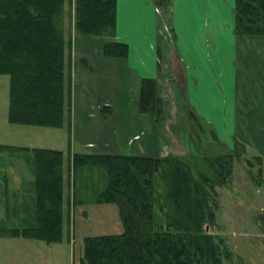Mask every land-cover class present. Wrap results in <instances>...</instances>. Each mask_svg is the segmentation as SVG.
<instances>
[{"label":"trees","instance_id":"16d2710c","mask_svg":"<svg viewBox=\"0 0 264 264\" xmlns=\"http://www.w3.org/2000/svg\"><path fill=\"white\" fill-rule=\"evenodd\" d=\"M167 1L154 0L157 5ZM71 2L76 32L90 38L103 37L105 56L126 59L129 44L116 38L117 0ZM65 4L66 0H0V74L10 76V122L52 127L70 123L73 41L65 28ZM233 14L237 34L264 35V0H235ZM124 73L127 91L138 97L133 99L137 104L131 105L137 116L134 118L152 133L155 123L166 115L158 80L154 76H133L131 67ZM111 105L100 107L104 115L113 108ZM202 122L209 125L190 110L186 131L192 127L200 131ZM213 130L216 147L213 154L204 156L206 159H200L192 149L185 157L75 151L66 163L65 153L59 148L0 143V152L31 153V216L36 220L23 227H0V236L63 241L68 218L65 170L70 166L75 170L95 166L105 178L95 200L118 205L124 230L86 235L79 264H224L232 256L227 238L208 231L206 223H216L217 184L232 180L235 163L250 147L237 137L234 146L226 145ZM262 155L264 151L258 150L255 156L262 159ZM258 164L263 163L260 160ZM259 165L253 178L262 184L264 173ZM159 184L163 189L157 193ZM254 220L264 230V212L255 214Z\"/></svg>","mask_w":264,"mask_h":264},{"label":"rangeland","instance_id":"374dc122","mask_svg":"<svg viewBox=\"0 0 264 264\" xmlns=\"http://www.w3.org/2000/svg\"><path fill=\"white\" fill-rule=\"evenodd\" d=\"M149 1L155 10L154 33L149 32V26L144 28L142 24L136 21L138 17L136 9H129L130 15L125 20L129 27L125 23L126 27L120 28L118 34L121 40L128 42V44L129 35L125 33L127 29L136 30L139 39L144 40L147 35L151 37V58L143 68L148 76L156 77L158 84L160 83L158 91L164 99L166 113L163 120L155 123L151 139L155 142L159 154H176L185 157L191 153L192 149L197 152L200 159H206L204 156L213 154L215 151L214 128L202 122L203 129L200 131L193 127L190 131H186V128H188V112L193 109L202 119L216 126V133L222 142L226 145L227 143L229 145L233 144L230 140L231 132L229 128L225 127L222 130L221 126V121H223L221 117L226 118L227 116L220 115V120H217L213 109L216 105V97L222 99L219 94L225 96L226 102L230 100L226 96V91L230 89L229 81L233 75L234 60L232 58L231 38L221 34L219 40L221 47L217 56L212 54L214 56L212 58L210 55H201L192 43H188L190 42L189 35L183 34L184 23L182 21L188 17L186 7L181 8L178 4L179 0H174L175 3L172 0L170 5L167 3L157 5L153 0ZM221 2L224 13L227 15L232 10L234 1L221 0ZM65 10L66 32L71 35L74 42L75 35L78 33L74 26L73 2L70 5L69 0H66ZM232 21L230 19V22ZM87 38V44L91 43L97 51L96 54H99L98 50L104 38L91 37L92 41L89 40V37ZM262 44H259L258 47ZM251 48L252 45L248 52L250 55V70L247 71V75L250 74L247 83L251 86H248L249 89H247L249 112L254 113L259 107L264 116V48L259 50L261 53L260 58L251 55L254 50ZM92 52L94 51L89 50L86 55H92ZM209 52L211 54L210 50H208ZM132 54L130 53L129 60L126 58L128 65L133 63L132 60L135 56ZM106 60L107 65L97 64L95 66L96 72L93 73L92 83L82 81L81 78L74 84V91L80 92L84 89V92L90 93L94 112L103 113L100 107L106 104V101L112 104L113 113L107 116L106 125L115 128L113 135L110 134L109 136V138L115 139V137L120 136L116 133V129H119L120 125L123 126V132L125 133L129 129H133L134 122L138 124L139 122L134 120V117L137 116L133 115L134 112L131 109L135 94L125 89L124 63H121V60L124 61V59L106 58ZM255 61L257 64L254 63ZM203 63H208L210 66L201 67ZM81 66L79 64L78 69ZM214 69L218 73L216 79ZM256 74L259 76H256ZM9 87V74L1 73L0 143L59 148L64 151L66 162L70 152L71 154L75 151L100 152L104 148L101 146L105 141V136H102L104 135V128L101 127L102 122L97 119L93 123L95 130L77 125L76 127L79 130L74 128L71 134L67 129V121L61 127L10 122L8 119ZM229 95L231 96V94ZM134 104H137V102L135 101ZM216 123H219L218 126ZM141 132H143L142 136L146 133L145 129ZM252 134L255 136L256 132H252ZM142 136L138 138L132 136L133 138L130 139L131 144L119 137V141L122 139L123 144L121 152H134V146L137 149L136 141H141ZM89 137L97 143H101V145L95 143L97 146H86L84 141ZM192 137L193 141H191ZM262 140L264 141V137H262ZM263 141H259L260 145ZM150 143L146 140V144L141 142V145L145 144L144 146L147 148L146 146ZM137 144L139 145V143ZM220 149L224 151L223 146ZM263 149L248 148L247 154L242 156L238 163H235L232 180L222 185L219 183L216 186L218 189L217 199L219 200L216 223L206 224L209 225L208 231L220 233L227 238V245L231 249L232 256L230 259L224 260V264H264V230L254 220L255 214L264 212V182L258 184L253 178L259 165L258 161L261 160L264 164L263 155L262 159L255 156L258 154V150L264 151ZM28 154L31 156V153L27 151L0 152V175L4 174L1 176L3 184L7 177L11 184L17 185L20 180L19 170L26 168L28 174L24 180L25 186L32 188L34 176L32 175V164L28 159ZM263 164L260 165L264 173ZM194 169L197 174V167ZM66 173L68 177L66 176L65 190L67 199L70 200L69 215L71 222L69 226L65 227V239L62 242H46L34 238L0 236V264H79V256L80 252L83 251V240L86 235L124 230L118 205L115 202L99 203L95 200L96 193L105 179L104 172L100 167L84 166L81 170H75L70 166V168H67ZM162 189V184H159L156 192L160 193ZM25 193H28L27 190H25ZM28 201L25 210L22 211L27 214L28 220L18 222L10 220L11 222H9L5 209V193L3 190L0 191V227H23L35 224L36 220L32 219L31 216L33 208L29 207L32 204L30 197ZM18 207L13 203L11 204V209L15 211L18 210ZM66 223H68L67 220H65ZM67 231L71 237L70 240H68Z\"/></svg>","mask_w":264,"mask_h":264},{"label":"crops","instance_id":"0c3cea01","mask_svg":"<svg viewBox=\"0 0 264 264\" xmlns=\"http://www.w3.org/2000/svg\"><path fill=\"white\" fill-rule=\"evenodd\" d=\"M233 1L235 6V0H232V2ZM171 2L172 0H168L167 4L170 5ZM173 3H175V1ZM221 3H222L221 0H179L178 3L179 6L181 8L186 7L185 9L186 15L188 13V17H186V19L185 20L183 19L184 21H182L184 23L183 34L189 35L190 42L188 41L186 42H188L189 44L192 43L195 46L196 50L201 55H206V56L210 55V57L212 58L214 57L213 56L214 54L215 56H217L218 51L220 50L219 48L221 47L220 46L221 43L219 40L221 38V34L226 35L227 38H231L232 51H233L232 58L234 60L233 75L231 77L232 79H230L229 81L230 89L226 91V96L230 100L226 102L225 96L223 94H219V97H222V99L220 100V98L216 97L217 100L216 105L215 108H213L214 114L216 115L217 120H220L219 118L220 115L227 116L226 118L221 117L223 119V121H221L222 124L221 126H222V130L223 128L226 127L227 129L229 128V131L231 132L230 140L233 142V144L230 146H234V140H235L234 138L237 137L239 141H243L248 147L261 148V146H264V141L262 140V137H264V116L262 115L259 107H258L259 109L257 108L254 113H252V111L249 112L250 105L248 102L247 89H249L248 86H250V84H248L247 82L250 74L247 75V71L250 70L249 68L250 55L248 54L250 47L252 45L251 49H254L251 55L260 58L261 53L259 50L264 48V44H262L264 43V35L237 34L235 32V18L233 14L234 6L232 10L229 11L228 14L226 15L224 13L225 11ZM129 9L130 10L136 9L135 11L136 14L138 15L136 21L139 24H142L144 28H147V26H149L148 27L150 28L149 32L154 33L153 22L155 19V12H154L155 10L149 0H117V26H116L117 39L121 40V38L119 37L120 35L118 34V30H120V28L126 27L125 23L127 22L125 20L127 16L129 17L130 15ZM182 12H184V10H182ZM180 17L182 18V16ZM226 17H228V19H226ZM230 19H232L233 21L230 22ZM127 25L129 27L128 23ZM125 33L129 35L127 39V41H129V54L127 58L129 60L130 53H133L132 55H134L135 57L132 60L133 63L129 65L127 63L128 60L126 59H124V61L121 60V63H124L123 64L124 72L128 70V67L129 68L131 67L133 76H139V77L148 76V73L144 71L145 69L143 67L144 65L146 66V63L150 61L151 58L150 50H152V46H151L150 35L146 34L147 36L143 40V39H139L136 30L127 29L125 30ZM75 36L76 37L74 38V42H73L74 53H73V65H72V110H71L70 123L69 125L67 124V129L69 130L70 134L74 128L75 130H79L76 127L77 125H81L82 127L86 126L87 129L89 130H95L93 123H95L96 122L95 120L97 119L101 121L103 124L101 127L104 128L103 129L104 135L102 136H105L104 138L105 141L101 145V143H97L94 139L89 137L85 139L84 144L90 147L97 146V144H99L102 147H104L102 149L100 148L102 151L121 152V147L123 145L122 139L127 141L128 144H131L130 139H132L135 134L142 133L141 131H144L145 129L143 127L144 125L137 120L139 124L134 122L133 129H129L124 133L122 128L123 126L119 124L120 127L119 129H116V133H118V135L120 136L115 137V139L109 138L110 134L111 136L113 135V130L115 128L111 126H107L106 122H107L108 114L113 113L112 112L113 108L111 110L109 109L110 111H107L108 113V114L106 113L107 115H104V113L102 112L101 113L96 111L94 112L93 111L94 107L92 106L93 101L91 100L90 93L84 92L83 91L84 89L80 90V92L74 91V84L77 83V80L81 78L82 81L85 80V81H89V83H92L93 80L92 77H94L93 73L96 72L95 66L97 64L107 65L108 62L106 58H110V57H107L103 54L104 41H101L100 48L98 50L99 54L98 53L96 54L97 51L92 47V44L91 43L87 44L86 40L88 38L86 35H82L78 33ZM89 40L92 41V38L89 37ZM259 44L262 45L258 47ZM89 50L94 51L92 52V55H86V52ZM208 50L211 51V54L210 52L208 53ZM77 61L80 64V66L83 64L79 69H78L79 64L77 63ZM254 63L257 64L256 61ZM210 64L211 66H213L211 62ZM203 66L209 67L210 65H208V63H203L201 67ZM217 74H218L217 70L214 69L215 79L217 77ZM256 76L259 75L256 74ZM205 81L207 82V80ZM125 89L127 91V87ZM229 94H231V96ZM259 102L261 103L260 100ZM105 103L109 104V102L107 101ZM206 122L209 125H211L215 129V131H217L215 125H213L207 120ZM219 123H216V125L218 126ZM252 132H256L255 136H253ZM151 134H152L151 130L148 129L146 135L144 134L142 136L143 138L141 139V141L140 140L136 141L135 145L137 149H135L134 144H132V146H134L133 151L136 153H149V154L158 153L155 147V142H153L151 139L152 138ZM119 137L122 138L120 141H119ZM146 140L151 142L150 145L146 146L147 148H145L144 146L146 144ZM259 141H263L261 145ZM141 142H144L145 144L141 145ZM137 143H139V145ZM101 150L100 152H102ZM25 169L21 168V170H19L20 180L17 185L11 184L10 180H8L7 177L3 184V182L1 181L3 180L1 176L4 174L2 173V175H0V191L3 190V192L5 193V209L8 214L7 219L9 222H11L10 220H14L17 222L28 220L27 214L22 211L25 210V206L29 203L28 201L29 197L32 201V204L29 207L30 208L34 207V195H33L34 187L32 186V188H28V186H25L26 183L24 180L26 179L28 174L27 170ZM66 170H65V177L67 176ZM32 175L34 176V174ZM25 190H27L28 192L27 194L25 193ZM12 203L15 206H19L18 210L15 211L14 209H11ZM64 206H65V210L68 212L67 214L68 223L65 224V227H67L69 226L71 221L69 215L70 200L67 199L66 190H65Z\"/></svg>","mask_w":264,"mask_h":264},{"label":"built area","instance_id":"2783aa9c","mask_svg":"<svg viewBox=\"0 0 264 264\" xmlns=\"http://www.w3.org/2000/svg\"><path fill=\"white\" fill-rule=\"evenodd\" d=\"M138 136H139V134H135V135H134L135 138L138 137Z\"/></svg>","mask_w":264,"mask_h":264},{"label":"water","instance_id":"95a60500","mask_svg":"<svg viewBox=\"0 0 264 264\" xmlns=\"http://www.w3.org/2000/svg\"><path fill=\"white\" fill-rule=\"evenodd\" d=\"M208 226H209V225H208V224H206V229H207V230H208Z\"/></svg>","mask_w":264,"mask_h":264}]
</instances>
